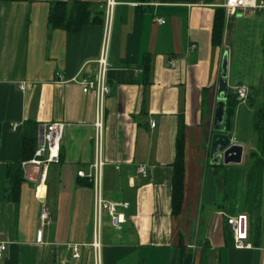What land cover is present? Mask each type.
<instances>
[{"label": "crops", "instance_id": "obj_1", "mask_svg": "<svg viewBox=\"0 0 264 264\" xmlns=\"http://www.w3.org/2000/svg\"><path fill=\"white\" fill-rule=\"evenodd\" d=\"M59 1L87 3L89 24L74 32L51 29L49 8ZM114 1L107 35L109 95L97 146L94 95L71 80L96 72L105 38L104 0L0 1V243L6 245L0 264H95L94 240L98 264H264V146L259 173L251 168L254 110L247 99L237 101L231 131L220 133L229 147L218 163L210 157L223 52L228 92L258 91L264 108V71L260 77L255 70L264 66V9L232 18L215 47L213 0ZM242 20H251L256 39L239 60ZM238 64L244 67L240 74ZM50 123L64 124L60 159L39 184L38 168L25 164L39 145V131ZM179 132L183 187L174 214ZM97 160L102 199L127 203L117 208L125 218L119 230L106 212L98 222L94 216L88 175ZM19 162L23 180L15 198L8 171ZM80 171L85 177L77 176ZM43 206L50 222L41 228ZM239 215L246 216L249 248H235L227 233V218ZM73 245L82 246L78 259L72 258Z\"/></svg>", "mask_w": 264, "mask_h": 264}, {"label": "built area", "instance_id": "obj_2", "mask_svg": "<svg viewBox=\"0 0 264 264\" xmlns=\"http://www.w3.org/2000/svg\"><path fill=\"white\" fill-rule=\"evenodd\" d=\"M116 5L114 0H104L103 4V18L105 23V38L102 43L100 53L95 61L96 72L90 78H83L81 80L72 79L74 82L80 85L84 94L93 93L95 99V141L96 146L99 144L101 139V129L104 116V104L105 100L109 95V87L106 81L107 71L109 63L107 60V35L109 32V24L113 9ZM213 7L221 9L224 12V22L228 24L232 18L237 15L244 14L247 12H258L264 9L263 0H213ZM155 22L162 24L163 20L155 19ZM170 66H173V61H170ZM59 82H64L61 76L57 75ZM22 89V87H21ZM236 100L245 101L247 98L246 91L244 88L235 89ZM154 126L153 123L150 125ZM41 135V144L36 148L32 159L25 164L38 168L39 170V184H43L46 177L47 167L51 164L59 163L60 155V141L62 132L64 130L63 123H50L43 126ZM101 162L97 160L92 165V173L88 175V178L94 183V216L98 220L103 212H106L110 218L111 226L115 230H119L122 223L125 222V218L122 213L117 211V208L126 209L127 203H111L102 199L100 194V175L99 168ZM139 173L146 177L145 167L139 168ZM77 176L85 177L83 172H78ZM50 222V215L45 209L41 207L39 213V223L41 228ZM227 227L232 235L235 248H249L250 244L247 242V231H246V216L239 215L236 218H227ZM85 246V245H83ZM94 253L95 264L99 263V243L94 240L90 245ZM81 245L71 246L72 258L78 259L80 254ZM6 245L0 243V257L5 251Z\"/></svg>", "mask_w": 264, "mask_h": 264}, {"label": "trees", "instance_id": "obj_3", "mask_svg": "<svg viewBox=\"0 0 264 264\" xmlns=\"http://www.w3.org/2000/svg\"><path fill=\"white\" fill-rule=\"evenodd\" d=\"M4 2H25L27 0H0ZM90 13L89 5L85 2L76 1L71 6L66 2L59 1L53 3L48 12V25L51 29H59L66 32H74L79 30L82 26L89 24ZM224 30V12L221 9H215L213 19V29L211 34L212 46H219L222 40ZM145 76L149 74L150 67L148 61L144 63ZM259 92L252 90L247 96L248 105L253 108V123L252 129L255 136L256 151L250 154L251 168H256L258 172L263 168L262 151L264 146V108L263 105L258 102ZM237 105L236 94L228 92L226 105H225V117H224V130L231 131L232 120ZM183 137L181 132L177 134L176 139V154L175 161L173 163V175H172V213L177 214L182 199V187H183ZM33 156V151L31 152ZM31 153L29 157L31 156ZM28 157V158H29ZM23 158L22 161H24ZM9 187L12 188V194L18 195V187L22 182L21 165L20 162L13 166L8 171ZM228 236H232L230 232H227ZM260 233L259 227H255L254 235L258 237Z\"/></svg>", "mask_w": 264, "mask_h": 264}, {"label": "water", "instance_id": "obj_4", "mask_svg": "<svg viewBox=\"0 0 264 264\" xmlns=\"http://www.w3.org/2000/svg\"><path fill=\"white\" fill-rule=\"evenodd\" d=\"M220 78L216 91V102L213 111L212 131L216 133L213 136L212 147L210 150V157L218 163L220 153L222 150L229 147V140L227 137L220 135L224 128L225 105L228 94L227 89V53L222 54L220 65ZM42 130L39 131V144H41Z\"/></svg>", "mask_w": 264, "mask_h": 264}, {"label": "rangeland", "instance_id": "obj_5", "mask_svg": "<svg viewBox=\"0 0 264 264\" xmlns=\"http://www.w3.org/2000/svg\"><path fill=\"white\" fill-rule=\"evenodd\" d=\"M237 17H239V16H237ZM250 21L249 20H242V21H239L240 23L238 22L239 25L242 28L241 30H239L240 33L237 32V34H236L239 38H241L240 42L237 41V45H240L239 48L242 51L241 53H239V58H238L239 60H242L245 57L244 54H246L249 51L250 45H251V41L256 39V32L253 30V23L250 22ZM225 27L228 28V24H225V22H224V28ZM239 64H238V67H237L238 74H240V72L244 70V67H240ZM255 70H256V72H258L260 74V77H263L262 76V73L264 71V66L263 65L258 66V69H255ZM240 76H242V75H240ZM240 76H239V78H240ZM263 200H264V198H263Z\"/></svg>", "mask_w": 264, "mask_h": 264}]
</instances>
